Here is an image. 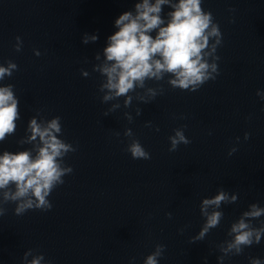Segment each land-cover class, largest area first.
Segmentation results:
<instances>
[{
  "label": "clouds",
  "instance_id": "9594fccd",
  "mask_svg": "<svg viewBox=\"0 0 264 264\" xmlns=\"http://www.w3.org/2000/svg\"><path fill=\"white\" fill-rule=\"evenodd\" d=\"M167 5L172 10L167 13V21L162 17V6ZM117 31L107 38V46L103 49V61L99 53L95 59L101 61L93 66V71L100 73L104 79L100 83L99 92L103 93L102 103L117 101L104 113L121 108L118 102L123 97V107L132 106L133 100L149 103L163 88L147 87L146 81H162L167 75V83L173 89L197 91L209 80H215L219 75L216 55L217 48L222 44V33L219 25L214 22L210 11L202 8V0H140L135 3L134 11L122 13L115 21ZM153 33L155 35L153 36ZM98 35L84 34L82 43L96 42ZM16 51L21 50L22 41L16 37ZM40 56L38 50H34ZM17 70V65L8 61L6 66L0 65V81L11 77ZM83 76L89 73L81 70ZM13 85L0 86V142L16 131V122L21 118L19 100L14 94ZM142 90V91H140ZM134 94V95H133ZM257 96L264 100V91L257 90ZM136 115H141V109L136 108ZM129 123L133 121L130 113H124ZM146 127L151 126L147 122ZM186 127V125L184 126ZM159 131V129H156ZM30 135L19 141L21 144H34L30 150L18 152L3 151L0 155V216L7 209L2 205L15 203L14 213L23 215L28 210L48 211L52 204L48 197L58 186L64 184L63 177L71 174L73 169L64 164V157L75 152L72 144L61 139L62 125L59 116L50 120H40L32 117L26 129ZM119 136V133H116ZM124 135L130 138L125 149L136 160L151 159L141 143L132 138L130 128ZM245 140L249 133H245ZM237 140L239 138L237 137ZM170 152L176 151L180 144L188 145L190 140L185 136L183 128L174 129V135L169 137ZM236 151H229L231 156ZM237 201L236 194H229L223 188L211 198H204L200 204V212L205 217V223L193 242L202 241L209 231L219 226L223 213L219 211L222 203L231 204ZM211 210V211H210ZM171 218V213H167ZM264 215V207L253 203L244 211L239 219L231 224L228 235L230 240L219 245L223 254L217 259L223 264L225 256L239 255L244 247L260 244L264 236V223L254 227L253 219ZM165 246L157 244L149 254L144 264H158ZM32 250L24 253L23 264H44L43 255H34ZM250 264H264L259 258H252Z\"/></svg>",
  "mask_w": 264,
  "mask_h": 264
}]
</instances>
